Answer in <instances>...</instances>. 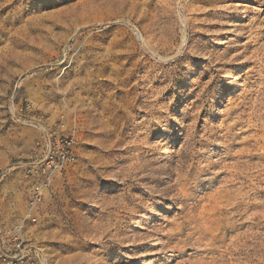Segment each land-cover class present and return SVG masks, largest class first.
<instances>
[{
  "label": "rangeland",
  "instance_id": "374dc122",
  "mask_svg": "<svg viewBox=\"0 0 264 264\" xmlns=\"http://www.w3.org/2000/svg\"><path fill=\"white\" fill-rule=\"evenodd\" d=\"M262 154L264 0H0V264H264Z\"/></svg>",
  "mask_w": 264,
  "mask_h": 264
},
{
  "label": "built area",
  "instance_id": "2783aa9c",
  "mask_svg": "<svg viewBox=\"0 0 264 264\" xmlns=\"http://www.w3.org/2000/svg\"><path fill=\"white\" fill-rule=\"evenodd\" d=\"M37 145L41 146V141H38ZM78 145V139L76 132H71L68 135L56 136L53 140H49L46 143V167L43 166V162L32 166L28 172L40 180L43 174L48 175L50 170L61 171L69 166L75 159V149ZM38 181L34 186L33 197L31 200V206L26 212V219L36 221L35 214L33 212L35 206L42 195L43 184ZM9 233L12 234L15 240V245L20 248L24 241L23 231L20 225L14 226Z\"/></svg>",
  "mask_w": 264,
  "mask_h": 264
},
{
  "label": "bare ground",
  "instance_id": "6f19581e",
  "mask_svg": "<svg viewBox=\"0 0 264 264\" xmlns=\"http://www.w3.org/2000/svg\"><path fill=\"white\" fill-rule=\"evenodd\" d=\"M263 90V89H262ZM259 91V90H258ZM262 103V102H261ZM256 114V113H255ZM259 142V141H258ZM257 144V143H256ZM262 155H264V154H262ZM131 164V163H130ZM131 166V165H130ZM127 171H129V170H127ZM130 172V171H129ZM244 172V171H243ZM237 173V172H236ZM241 177V176H240ZM221 191V190H220ZM244 192V191H243ZM240 195V194H239ZM215 198V197H214ZM154 199V198H153ZM240 199V198H239ZM218 202V201H217ZM246 202V201H245ZM208 205V204H207ZM195 206V205H194ZM193 206V207H194ZM200 206V205H199ZM130 207V206H129ZM195 208V207H194ZM191 209V208H190ZM217 209V208H216ZM195 212V211H194ZM218 212V211H217ZM227 212V211H226ZM201 214H203V212L201 213ZM219 217V216H218ZM187 220V219H186ZM185 221V220H184ZM189 222V221H188ZM219 223V222H218ZM183 224V223H182ZM181 227V226H180ZM225 230V229H224ZM178 233V232H177Z\"/></svg>",
  "mask_w": 264,
  "mask_h": 264
}]
</instances>
